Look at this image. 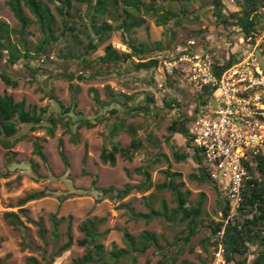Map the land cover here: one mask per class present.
I'll return each mask as SVG.
<instances>
[{
	"label": "rangeland",
	"instance_id": "1",
	"mask_svg": "<svg viewBox=\"0 0 264 264\" xmlns=\"http://www.w3.org/2000/svg\"><path fill=\"white\" fill-rule=\"evenodd\" d=\"M8 0H0V21H5L13 28H19V23L11 10L6 6ZM157 5H161L165 10L179 12L186 11L185 15L180 14L179 24L170 21L166 26H159L156 18L146 16V23L136 28L131 34V38L137 43H145L153 46L156 42H162L165 46L173 47L179 44H186L189 40H194L199 48H204L214 54L219 61H224L227 55L232 52H242L239 45L240 34L233 27L218 25L213 16L212 0H158ZM229 5L235 9L237 4L229 1ZM57 16L59 41L49 47L48 55L50 63L40 67L39 76L36 79L30 75L24 67L23 62L9 70V73L20 82L18 87L7 86L0 79V95H11L16 102L24 100L27 106H36L38 109H47V114H53L55 118H62L58 122L54 137L49 136L46 123H42L36 130L32 131L28 125H19V134L38 137L44 148L47 157L45 163L34 153V146L31 141H18L10 150L0 146V261L2 264H30L29 259L35 258L39 264H73L77 258H81L86 249L77 245V240L83 235L80 233L79 225L90 217H106L107 221L101 232L108 231L101 242L110 249L113 243L120 248L124 247L123 234L125 231L138 236L141 232L148 230L156 232L163 239L161 246L164 254L168 257L167 264H203L204 261L211 262L212 249L209 253L203 250V242L212 247L215 237L211 234V223L220 220L219 194L212 185L191 180L189 176L197 172V164L189 157L186 161L176 162L173 158L175 151L185 152L189 155L192 151L186 146V139L181 135H170L168 127L172 120L185 113L194 115V111L199 108L197 102V90L192 88L179 78L166 76L158 69L139 70L137 62H128L118 68L110 67L108 73L91 77L100 69L94 61L104 55V48L107 44L123 43L122 31L115 29L109 41L100 46L92 53L88 63H82L78 59L71 62L64 60L69 52L79 56L83 49L89 44V37L92 32L90 20L87 17V5L76 4L72 11L75 24L65 25L58 15L55 5H50ZM28 14L34 17L27 10ZM262 24H264V10L259 13ZM114 27L118 23H112ZM73 27L74 31L68 30ZM31 34L28 40L33 45L41 42L42 34L37 25L30 28ZM81 40L77 45L75 37ZM157 53V52H156ZM156 53L150 54L153 56ZM264 56V51L263 54ZM148 56V57H149ZM37 60V59H36ZM35 60V66L38 62ZM264 62V59H263ZM62 65L66 66V71ZM66 72L67 75L83 74L89 78L85 82L77 79L68 80L58 77ZM109 86L115 93H123L132 96L134 101L129 107L111 103L107 95L106 87ZM80 88L78 93L71 90ZM95 91L102 104L97 105L94 101ZM154 95L157 101L156 106L151 105L154 114L145 110L135 109L147 106L148 95ZM51 96L58 98L65 108H72L70 116L74 119L78 117L95 120L99 115H108L109 110L116 108L127 118L126 126L133 125L141 139L152 134L154 142L159 144V148L153 149L150 144L141 152L136 154L131 161L118 156L116 166L105 165L100 160V154L105 144V137L111 128V121H106L93 129L85 127L79 129L80 142L72 144L71 134L66 132L64 122L69 120L64 116L63 109L51 99ZM175 100L180 104L173 105V109L164 107L162 100ZM109 104V105H108ZM131 108V110H130ZM132 112V113H131ZM78 114V115H77ZM76 127H73V131ZM64 141L65 153L68 157L70 167L64 165L59 154V141ZM122 146L131 143V136L125 131H121L118 138ZM160 152L170 160V167L173 172L182 173L181 180L185 183L183 191H189V205H195L200 194L205 195L203 204V214L201 219V229L199 233L192 237L188 243L180 242L186 224H170L160 219H155L150 223L143 220L135 221L130 218L127 210L120 209L122 202L130 204L137 212L147 213L148 208L145 199L154 193L155 208L158 209L162 200H165L170 208L177 206L171 192L165 191L156 194L154 189L142 193L133 191L123 201L103 199L97 202L99 193L92 189L93 176H98V187L114 186L122 188L126 184L138 185L141 177L135 173V169L151 163L154 153ZM86 156V159H85ZM168 163L162 160L152 166V179L154 183L165 181L163 170L168 168ZM129 172L130 174H128ZM178 180V181H181ZM45 191L46 197L27 202L21 205V200L27 194ZM7 212L18 215L23 223V228H16L8 223L4 214ZM56 214L58 218L72 217L73 245L61 256L51 261L47 255V261L42 257L39 250L35 248H46L48 254L67 241V222L60 227V238L54 242L51 232V216ZM41 222L48 231L46 243L39 237V226ZM35 247V248H33ZM253 257L251 256L250 259ZM162 259L160 252L154 248L149 249L143 256L139 257V264H157Z\"/></svg>",
	"mask_w": 264,
	"mask_h": 264
},
{
	"label": "trees",
	"instance_id": "2",
	"mask_svg": "<svg viewBox=\"0 0 264 264\" xmlns=\"http://www.w3.org/2000/svg\"><path fill=\"white\" fill-rule=\"evenodd\" d=\"M158 0H8L6 6L11 10L14 17L19 23V28H13L5 21H0V79L9 87L16 88L19 85V78L11 75L9 70L16 66L19 62H23L24 67L28 70L30 75L35 79L38 77L40 67L50 63V56L48 55L49 47L53 46L59 41L58 36V21L57 16L53 12L50 5L56 6L58 15L62 18L65 25L75 24L72 22V11L76 4L87 5V17L90 20V28L92 34L89 37V44L83 49L79 56L69 52L65 55L64 60L71 62L74 59L80 60L82 63H88V57L95 53L100 46L106 44L115 29L122 31L123 43L132 49V54H124L116 51L111 44L105 45L104 55L98 57L94 63L99 67L97 73L91 75L98 76L100 74L108 73L110 67L118 68L122 64L133 62L137 58L140 62L136 64L139 70H151L158 67V61H145L150 54L156 52L167 51L172 47L165 46L162 42H156L153 46L145 43H137L131 38V34L136 28L142 27L146 23V16L156 18L159 26H166L170 21L179 24V15H185L186 11L181 10L175 12L172 10H165L161 5H157ZM172 2L173 0H165ZM187 2L191 0H185ZM229 1H233L239 6L238 10L233 9L229 5ZM213 16L218 25L224 27H233L240 34V37L248 38L252 32H257L262 26L261 17L259 13L264 9V0H212ZM27 10L34 17L28 14ZM113 22L118 23L114 27ZM37 25L42 40L40 43L33 45L28 40L31 34L30 28ZM68 30L74 31L73 27H68ZM77 45H82L81 40L76 36ZM242 52H232L227 55L224 61H216V69L219 71L226 70L234 63L238 62ZM37 59V60H36ZM35 60L38 66H35ZM134 63V62H133ZM66 71V66L62 65ZM63 72L61 76L68 80L77 79L80 82H85L89 78L83 74L76 76L75 74L67 75ZM71 90L75 93L80 91V88ZM107 95L111 103L120 104L124 107H129L134 101L132 96H127L123 93H115L109 86L106 87ZM198 107L194 111L193 116L185 113H179L168 127L170 135H181L186 139V146L192 151L189 155L185 152L175 151L173 158L176 162L186 161L189 157L197 164V172L192 173L189 178L200 183L212 185L219 194V210L222 216L218 222H212L209 229H211L212 236L215 237L214 245L210 248L207 241L203 242V250L209 253L212 249L211 262L204 261L203 264H212L213 253L215 245L222 243L224 250V259L226 264H264V157H258L253 160L252 165H247L249 179L245 182L242 190V203L237 214L229 221L226 218L229 214L230 207L226 200L222 197V191L218 184L212 180L210 173L205 168L204 157L200 150L194 147L193 140L190 135V125L195 119L196 114L204 108L211 97L214 90L209 86H203L197 90ZM59 107L64 111L63 115L68 116L69 120L64 122L66 132L71 134L70 142L78 144L80 142L79 129L85 127L93 129L98 125H102L106 121H111L112 125L108 135L105 137V144L100 154V160L105 165L112 167L116 166L118 156L131 161L133 157L145 149L148 144L153 149L159 148V144L154 142L152 134H149L144 139H141L136 128L133 125L126 126L127 118L123 116L116 108L109 110L108 115L101 114L94 121L84 117L74 119L70 116L73 112L72 108H65L62 102L51 96ZM94 101L97 105L102 104L99 99L98 92L95 91ZM147 106L135 109L145 110L148 113H153L151 105L157 104L154 95H148ZM164 107L173 109L176 104H180L175 100H162ZM109 105V104H108ZM131 110V108H130ZM47 109H38L36 106H27L24 100L16 102L11 95H0V146L5 149H12L18 141H31L34 146V153L38 155L45 163L47 157L44 153L41 140L35 136L19 134V125H28L34 131L42 123H46V129L49 136L54 137L58 122L62 118H55L53 114H47ZM132 113V112H131ZM78 115V114H77ZM73 127L76 129L73 131ZM128 133L132 140L131 143L125 147L117 139L120 132ZM59 154L64 161V165L69 168L70 163L65 153L64 141H59ZM86 159V156H85ZM165 160L168 163V168L163 170L165 181L162 183H154L152 179V166ZM130 174L129 172H127ZM135 173L141 177V182L138 185L126 184L122 188L114 186L98 187V176H93L92 189L99 193L97 202L103 199H110L116 201H123L133 191L146 193L154 189L156 194L165 191L172 193L177 204L175 208H170L165 200H162L158 209L154 204V193L147 196L148 212H137L130 204L122 202L119 205L120 209L127 210L128 215L132 220H143L150 223L155 219H160L165 223L170 224H186V229L183 232V237L177 240L188 243L190 239L196 236L202 226L200 217L203 214V204L205 195L200 194L199 200L195 205H189V191H183L185 183L181 180L182 173L173 172L170 167L169 158L160 152L154 153L152 161L146 166H141L135 169ZM181 180V181H178ZM45 191H38L27 194L21 200V205L27 202L34 201L46 197ZM5 220L16 228H23V223L18 215L7 212L4 214ZM72 217L58 218L56 214L51 216L52 232L50 233L54 242L57 243L60 238V227L67 222V241L61 244L60 247L48 254L46 248H35L39 250L42 257L47 261L49 255L51 261L61 256L74 243L72 234ZM107 221L106 217H90L84 220L78 227L80 233L83 235L81 239L77 240V245L86 249L85 254L81 258L73 261V264H139V257L143 256L149 249L154 248L160 252L162 259L157 264H167L168 257L163 253L164 248L161 246L163 239L156 232L145 230L138 236H135L127 231L123 234L124 247L120 248L116 243L108 249L105 244L101 242L108 231L101 232L100 227ZM39 226V237L46 243L48 231L44 228L41 222L36 223ZM224 230L222 237L218 233ZM253 257L250 259V257ZM30 264H39L35 258L29 259ZM49 262L47 261L46 264ZM2 264V261H0Z\"/></svg>",
	"mask_w": 264,
	"mask_h": 264
},
{
	"label": "built area",
	"instance_id": "3",
	"mask_svg": "<svg viewBox=\"0 0 264 264\" xmlns=\"http://www.w3.org/2000/svg\"><path fill=\"white\" fill-rule=\"evenodd\" d=\"M238 41L241 57L223 71L216 69L214 54L199 48L194 40L157 52L145 60L158 61L156 69L196 90L203 86L214 90L208 104L196 114L189 131L194 147L204 157L203 166L230 207L226 221L241 206L242 190L249 179L245 166L264 157V24L259 31ZM111 45L119 53L132 54V49L122 42ZM134 60L140 62L137 58ZM223 234L224 230L218 236ZM212 264H226L222 243L215 245Z\"/></svg>",
	"mask_w": 264,
	"mask_h": 264
},
{
	"label": "crops",
	"instance_id": "4",
	"mask_svg": "<svg viewBox=\"0 0 264 264\" xmlns=\"http://www.w3.org/2000/svg\"><path fill=\"white\" fill-rule=\"evenodd\" d=\"M233 7V6H232ZM233 9H235L234 7H233ZM235 10H238V9H235Z\"/></svg>",
	"mask_w": 264,
	"mask_h": 264
}]
</instances>
